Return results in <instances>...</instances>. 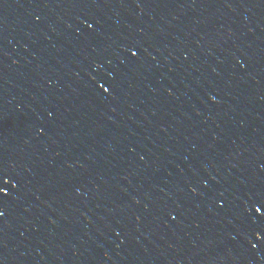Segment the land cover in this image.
<instances>
[{
    "label": "water",
    "instance_id": "95a60500",
    "mask_svg": "<svg viewBox=\"0 0 264 264\" xmlns=\"http://www.w3.org/2000/svg\"><path fill=\"white\" fill-rule=\"evenodd\" d=\"M0 188L2 264H264V0H0Z\"/></svg>",
    "mask_w": 264,
    "mask_h": 264
},
{
    "label": "snow or ice",
    "instance_id": "6c2138e0",
    "mask_svg": "<svg viewBox=\"0 0 264 264\" xmlns=\"http://www.w3.org/2000/svg\"><path fill=\"white\" fill-rule=\"evenodd\" d=\"M137 6H139V5H137ZM82 23H85L89 29L93 28V24L89 23L88 21H82ZM132 48H136V50L133 51ZM132 48H128L126 50L128 52H130V58L132 60H136V59H138V54L140 52V49L138 47H136V45H133ZM94 82L96 85H98V87L102 91V93L111 94V89L113 87V85L111 83H108L107 81H105L104 83H101L99 80H95V79H94ZM106 84H107V86H106ZM3 183L6 185L8 183V180L5 179L3 181ZM0 194H2L3 196H7L8 192L5 188H0ZM258 204H259V206H257L256 204H253L252 208L254 209L255 213L259 214L257 216V219L259 220L261 216H264V212H262V209H264V200L258 201ZM3 215H4V212L2 210H0V217H3ZM172 218L175 219L174 216ZM260 238H262L261 234H258L257 239H260ZM253 247H255V245H253ZM0 264H2V261H0Z\"/></svg>",
    "mask_w": 264,
    "mask_h": 264
}]
</instances>
